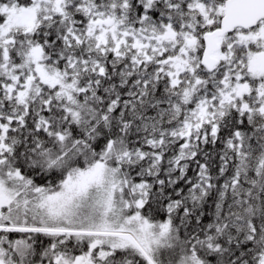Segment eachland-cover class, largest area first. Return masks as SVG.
<instances>
[{
  "label": "snow or ice",
  "instance_id": "6c2138e0",
  "mask_svg": "<svg viewBox=\"0 0 264 264\" xmlns=\"http://www.w3.org/2000/svg\"><path fill=\"white\" fill-rule=\"evenodd\" d=\"M0 264H264V0H0Z\"/></svg>",
  "mask_w": 264,
  "mask_h": 264
}]
</instances>
